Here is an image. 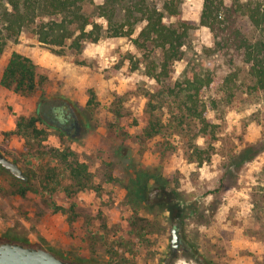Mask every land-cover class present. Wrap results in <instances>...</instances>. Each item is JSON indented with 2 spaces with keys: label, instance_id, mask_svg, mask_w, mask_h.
I'll use <instances>...</instances> for the list:
<instances>
[{
  "label": "rangeland",
  "instance_id": "1",
  "mask_svg": "<svg viewBox=\"0 0 264 264\" xmlns=\"http://www.w3.org/2000/svg\"><path fill=\"white\" fill-rule=\"evenodd\" d=\"M154 1L159 7L162 0ZM92 2L97 6L102 0ZM180 2L182 19L194 28L168 82L178 80L193 62L205 60L202 50L211 45L209 33L198 25L203 0ZM141 27L135 28L132 37ZM240 28L248 39L255 38L246 19L240 21ZM59 50L60 54L54 53L24 30L0 54V80L11 52L26 56L46 71L43 89L32 94L14 93L0 85V153L36 184L38 166L30 159L25 161L20 143L6 134L14 130L19 118L34 115L40 101L66 102L86 125L82 138L71 141L49 127L45 143L54 148L68 146L87 165L90 188L79 195L78 222L70 231L64 217L51 214L37 194L14 196V177L0 167V244L13 236L15 244L48 251L71 264H264V244L260 241L264 227V144L257 147L259 153L252 161L235 169V174L225 171L228 174L219 188L226 156L264 141V96L257 102L242 104L238 110H209L206 118L213 125L212 133L207 140L194 143L206 152L198 164L191 161L195 158L188 161L190 154L180 143L174 142L177 151L171 155H160L161 140L141 144L117 135L112 127V111L106 103L111 92L125 93L127 102L122 113L138 119L145 96L158 90L146 77V64L160 60L157 50L136 48L125 38L87 43L79 58ZM90 90L96 106L86 110ZM209 98L206 95L204 100ZM134 132L129 130L130 135ZM157 169L171 186L177 187L186 208L196 203L195 212L180 227L161 209L138 213L141 222L135 231L128 226L132 211L122 199L121 187L107 183L106 176L124 183L134 171ZM216 189L219 192L215 196L210 194ZM102 225L105 229L100 231L101 240L93 241L92 228ZM172 229L177 236L175 249L170 244Z\"/></svg>",
  "mask_w": 264,
  "mask_h": 264
},
{
  "label": "trees",
  "instance_id": "2",
  "mask_svg": "<svg viewBox=\"0 0 264 264\" xmlns=\"http://www.w3.org/2000/svg\"><path fill=\"white\" fill-rule=\"evenodd\" d=\"M180 3V0H162L158 7L154 0H102L94 6L92 0H0V54L24 30L54 53L66 50L77 58L82 55L85 44L97 43L103 38H125L136 48L157 50L160 60L157 64H146V77L158 90L145 96L138 119L122 113L127 102L125 93L111 92L106 103L112 111V127L117 135L141 144L161 140L160 155H171L177 151L175 144L180 143L185 146V153L190 154L188 161L195 158L191 161L199 164L206 152L194 143L198 139L207 140L212 133L213 125L206 118L209 110H238L242 104L257 102L264 96V0L227 3L203 0L198 25L207 30L211 40V45L202 50L205 60L193 62L178 80L168 82L194 28L182 19ZM89 8L93 9L86 12ZM242 19L254 29L255 38L248 39L243 34ZM139 25L141 29L132 37ZM221 70L223 73L219 74ZM45 72L26 56L11 52L0 85L14 93L32 94L43 89ZM206 95H210L208 101L204 100ZM95 106L96 99L90 90L85 109ZM52 110L49 101H40L34 115L19 118L14 130L6 134L20 143L23 159H30L39 168L36 184L23 173L24 182L14 178L16 189L12 194L20 198L37 194L44 199L50 213L64 217L67 228L73 231L78 222L79 195L90 188V172L68 146L46 145V129L53 127ZM130 129H134V135H130ZM55 130L61 137L65 135ZM263 144L264 141L248 144L230 157L227 155L219 188L226 174L252 161L259 153L257 147ZM105 181L121 187L122 199L132 211L128 226L135 231L141 222L138 213L151 214L161 209L180 227L195 212L196 203L186 208L177 187L171 186L159 169L134 171L124 183L111 175ZM218 190L210 194L215 196ZM104 229V225L92 228L93 241L101 240L100 231ZM262 229L260 241L264 244ZM14 239L12 236L6 241L13 243Z\"/></svg>",
  "mask_w": 264,
  "mask_h": 264
},
{
  "label": "water",
  "instance_id": "3",
  "mask_svg": "<svg viewBox=\"0 0 264 264\" xmlns=\"http://www.w3.org/2000/svg\"><path fill=\"white\" fill-rule=\"evenodd\" d=\"M63 109H66L68 113H70L71 118L76 121L75 134L68 132L66 130H62L66 137H68L71 141L80 140L84 134V130L86 129L85 123L80 118L79 114L68 105L66 102L64 103ZM0 167L4 169L8 174L12 177L24 182L26 178L20 171V169L12 162L7 160L0 153ZM177 243L176 230H171V248L175 249ZM0 264H71L66 261H62L55 257L48 251L39 249V248H31L25 247L15 243H1L0 244Z\"/></svg>",
  "mask_w": 264,
  "mask_h": 264
},
{
  "label": "flooded vegetation",
  "instance_id": "4",
  "mask_svg": "<svg viewBox=\"0 0 264 264\" xmlns=\"http://www.w3.org/2000/svg\"><path fill=\"white\" fill-rule=\"evenodd\" d=\"M50 106L54 109L51 112V124L55 129L58 130H66L75 134L76 130V121L71 118L70 113L67 112L66 109H63L64 103L63 102H49Z\"/></svg>",
  "mask_w": 264,
  "mask_h": 264
},
{
  "label": "crops",
  "instance_id": "5",
  "mask_svg": "<svg viewBox=\"0 0 264 264\" xmlns=\"http://www.w3.org/2000/svg\"><path fill=\"white\" fill-rule=\"evenodd\" d=\"M199 140V139H198ZM197 141V140H196ZM196 145H197V142H196ZM198 146V145H197Z\"/></svg>",
  "mask_w": 264,
  "mask_h": 264
},
{
  "label": "bare ground",
  "instance_id": "6",
  "mask_svg": "<svg viewBox=\"0 0 264 264\" xmlns=\"http://www.w3.org/2000/svg\"><path fill=\"white\" fill-rule=\"evenodd\" d=\"M182 263V262H181Z\"/></svg>",
  "mask_w": 264,
  "mask_h": 264
}]
</instances>
